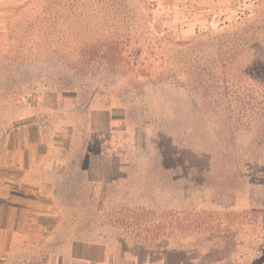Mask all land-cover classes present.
Wrapping results in <instances>:
<instances>
[{
	"label": "rangeland",
	"instance_id": "1",
	"mask_svg": "<svg viewBox=\"0 0 264 264\" xmlns=\"http://www.w3.org/2000/svg\"><path fill=\"white\" fill-rule=\"evenodd\" d=\"M6 198L0 264L162 233L264 264V0H0Z\"/></svg>",
	"mask_w": 264,
	"mask_h": 264
},
{
	"label": "crops",
	"instance_id": "2",
	"mask_svg": "<svg viewBox=\"0 0 264 264\" xmlns=\"http://www.w3.org/2000/svg\"><path fill=\"white\" fill-rule=\"evenodd\" d=\"M26 158V155H25ZM8 198L2 199L0 205H7L10 206L8 202ZM12 208L15 212L21 215L23 210H27V207H17ZM26 212V211H24ZM28 211L25 215H28ZM32 213V212H31ZM30 215V214H29ZM42 215L39 214V217ZM22 217V215H21ZM20 216H13L11 215L6 221L10 223H20L21 221ZM26 219H30L28 216H25ZM2 231V230H1ZM9 231V244L11 247L8 248V251L14 253V241L12 240V235L15 233L16 228H12ZM2 244V243H0ZM84 245V246H83ZM71 247V248H70ZM68 248H58L57 255H56V262L55 261H43V259H39V261L29 260L25 263H17V264H165L163 257L159 255V257L154 260L151 257L156 256L155 253L145 252V249L135 248L130 246H123V245H114L105 244V243H86V242H77L74 241L72 246ZM6 251L0 246V253L6 254ZM141 251V252H139ZM141 253V254H140ZM182 254L187 255V253H181V260H183V264H195L194 260H185L182 257ZM18 260V259H17ZM1 264H5V262ZM211 264H219L211 262Z\"/></svg>",
	"mask_w": 264,
	"mask_h": 264
},
{
	"label": "trees",
	"instance_id": "3",
	"mask_svg": "<svg viewBox=\"0 0 264 264\" xmlns=\"http://www.w3.org/2000/svg\"><path fill=\"white\" fill-rule=\"evenodd\" d=\"M58 89H56L57 94H60L62 98H68V97H75L77 95L76 89H79L75 84H72L71 81H65L60 84H58ZM178 231V230H177ZM159 237L163 238L159 242ZM178 244L175 243L170 237L165 236L164 233L161 235H158L155 240L148 243H130L128 241L123 243V246H130L145 249L146 253L151 252L155 253L156 256L163 257L165 264H183V260H181V253L186 252L185 248L177 246ZM141 252V251H139ZM141 254V253H140ZM173 258L174 262H171L170 259Z\"/></svg>",
	"mask_w": 264,
	"mask_h": 264
}]
</instances>
